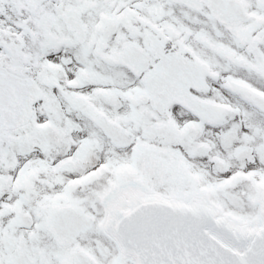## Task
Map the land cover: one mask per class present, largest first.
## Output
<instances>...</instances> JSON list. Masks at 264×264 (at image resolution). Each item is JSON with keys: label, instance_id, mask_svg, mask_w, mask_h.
Instances as JSON below:
<instances>
[{"label": "snow or ice", "instance_id": "1", "mask_svg": "<svg viewBox=\"0 0 264 264\" xmlns=\"http://www.w3.org/2000/svg\"><path fill=\"white\" fill-rule=\"evenodd\" d=\"M0 264H264V0H0Z\"/></svg>", "mask_w": 264, "mask_h": 264}]
</instances>
